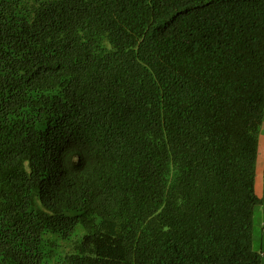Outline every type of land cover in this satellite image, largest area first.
Here are the masks:
<instances>
[{
  "label": "trees",
  "instance_id": "obj_1",
  "mask_svg": "<svg viewBox=\"0 0 264 264\" xmlns=\"http://www.w3.org/2000/svg\"><path fill=\"white\" fill-rule=\"evenodd\" d=\"M263 121L264 0H0V264H262Z\"/></svg>",
  "mask_w": 264,
  "mask_h": 264
},
{
  "label": "crops",
  "instance_id": "obj_2",
  "mask_svg": "<svg viewBox=\"0 0 264 264\" xmlns=\"http://www.w3.org/2000/svg\"><path fill=\"white\" fill-rule=\"evenodd\" d=\"M255 190L258 197L262 200L260 211L264 214V121L259 136L258 155L256 162V179H255ZM264 222V217L262 223ZM261 223V224H262ZM264 234V230L261 232Z\"/></svg>",
  "mask_w": 264,
  "mask_h": 264
},
{
  "label": "rangeland",
  "instance_id": "obj_3",
  "mask_svg": "<svg viewBox=\"0 0 264 264\" xmlns=\"http://www.w3.org/2000/svg\"><path fill=\"white\" fill-rule=\"evenodd\" d=\"M261 206H258L255 210L254 215V238H253V245L254 247L262 252L263 258H262V264H264V234H262V219L264 217V214L262 211H260Z\"/></svg>",
  "mask_w": 264,
  "mask_h": 264
},
{
  "label": "built area",
  "instance_id": "obj_4",
  "mask_svg": "<svg viewBox=\"0 0 264 264\" xmlns=\"http://www.w3.org/2000/svg\"><path fill=\"white\" fill-rule=\"evenodd\" d=\"M263 230H264V223H263Z\"/></svg>",
  "mask_w": 264,
  "mask_h": 264
}]
</instances>
